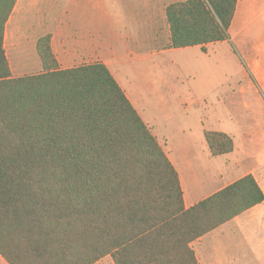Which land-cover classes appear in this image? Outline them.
Instances as JSON below:
<instances>
[{"label": "trees", "instance_id": "obj_1", "mask_svg": "<svg viewBox=\"0 0 264 264\" xmlns=\"http://www.w3.org/2000/svg\"><path fill=\"white\" fill-rule=\"evenodd\" d=\"M19 0H0V255L8 264H199L194 242L264 203L247 174L194 206L158 139L103 63L61 69L52 34L42 71L14 77L6 27ZM239 0L166 7L167 49L229 40ZM211 155L232 153L204 132Z\"/></svg>", "mask_w": 264, "mask_h": 264}, {"label": "rangeland", "instance_id": "obj_2", "mask_svg": "<svg viewBox=\"0 0 264 264\" xmlns=\"http://www.w3.org/2000/svg\"><path fill=\"white\" fill-rule=\"evenodd\" d=\"M70 1H18L6 27L21 11L23 21L12 23L9 34V38L16 37L11 50L14 62L9 60L14 77L42 71L37 70L41 67L37 42L68 16ZM179 1L185 0H157L151 8L141 5L140 10L150 15H140L134 25L128 19L134 59L125 52L126 25L109 17V39L116 44L115 60L122 79L128 78L134 92L160 117V141L184 163L178 169L187 195L201 200L247 174L257 177L264 190V0L238 2L228 41L205 51L190 47L165 52L170 37L166 7ZM76 9L72 5L73 15L83 17V7L78 13ZM29 46L32 55L28 58ZM33 65L37 68L20 71ZM205 130L231 136L234 151L211 156ZM163 136L169 140L167 146ZM182 142L191 144L188 150ZM193 248L199 264H264V211L259 208L239 216L198 240ZM98 264L114 262L106 257Z\"/></svg>", "mask_w": 264, "mask_h": 264}, {"label": "crops", "instance_id": "obj_3", "mask_svg": "<svg viewBox=\"0 0 264 264\" xmlns=\"http://www.w3.org/2000/svg\"><path fill=\"white\" fill-rule=\"evenodd\" d=\"M155 2H157V0H83V1L71 0L68 6L69 8L68 16L62 19L61 21H59L58 26H56V30L50 33L52 34V48L56 54L61 69L76 68V67L95 64V63H103L110 69L111 73L113 74L117 82L120 84L122 89L125 91L127 97L130 99L131 103L133 104L139 115L147 124L152 134L158 139L166 155L168 156V158L176 168L179 174L182 190L184 193L185 206L187 208H190L217 191L211 193L209 196H205L201 200H196L197 198L194 197V195L186 194L183 177L181 176L180 170L178 169V167H182L184 163L182 162V160L181 161L179 160L175 152H173V154L172 152L171 154H169L165 150L164 148L165 146L161 143L160 137L162 135L158 134L161 121L158 114L156 112H153L152 109H150L149 106L147 105L146 101L143 100V98L141 99V97H139L136 94V92H134V89L131 86V83L128 78H126L127 80L122 79V75L120 73V70L118 69V64L116 63L115 60V57L118 52L116 49V44L111 43L110 39L112 38L109 37V28H108V24L110 22L109 17L111 16V21H112L113 19L112 16H114L118 18L120 23L126 25L124 30V32L126 33L125 34L126 41L124 44L125 52L127 53V58L134 59L136 57V54L130 50V44L128 43V40L130 41V36L128 32L129 28L127 26L128 19L130 18L131 20L130 23L132 25L138 24L140 15H150L149 12L146 13L144 11H141L140 6L142 5L143 7L151 8L155 6L154 4ZM19 3L26 4L27 0H19ZM72 5H74L75 8L77 7L75 11L77 13H78V9L80 7H83L84 9L83 14L85 12L83 17L73 15ZM22 21H23V15L21 11L20 12L17 11V15L15 14L13 16L11 22L8 25L9 28L6 30L5 48L7 50L6 52L11 64L12 62H14V58L12 57L11 50L16 44L15 43L16 37L9 38V34H11L10 25L12 26V23H21ZM14 33H16V28L14 30ZM8 40L9 42H11L9 47L7 45ZM169 42H170V37H169ZM212 45L213 44L206 45V49ZM195 47L201 48L200 46H195ZM181 49L183 48L167 49L165 50V52L169 50H181ZM30 52H31V47L29 46V48H27L26 50L28 58L32 55ZM31 68H37V66L33 65L27 68L24 67V69L22 68L20 71L29 70ZM39 69H42V65L41 67H38L37 70ZM163 139L164 142L166 143L165 145L167 146L169 140L167 139L166 136H163ZM182 145L185 150H188L189 147L191 146V144H188V142H182ZM256 179L260 184L257 177ZM226 186H228V184L225 185L224 187ZM259 208H261V210L264 211V203L248 210L244 214H250ZM99 262H97L96 264H98ZM0 264H8L1 255H0Z\"/></svg>", "mask_w": 264, "mask_h": 264}]
</instances>
